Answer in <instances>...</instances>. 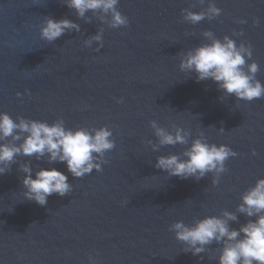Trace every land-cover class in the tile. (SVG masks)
I'll list each match as a JSON object with an SVG mask.
<instances>
[{
	"label": "water",
	"instance_id": "water-1",
	"mask_svg": "<svg viewBox=\"0 0 264 264\" xmlns=\"http://www.w3.org/2000/svg\"><path fill=\"white\" fill-rule=\"evenodd\" d=\"M213 2L220 14L192 24L181 10L206 11L208 0H119L128 24L112 28L108 15L79 18L62 0H0V111L14 120L62 118L67 128L107 126L115 141L101 170L81 178L63 162L34 156L17 157L0 175V264H218L220 245L185 252L169 225L223 210L237 215L231 228L255 219L236 206L264 177V97L237 99L178 63L181 53L207 42L203 33L210 30L251 45L264 85V0ZM46 17L72 20L79 31L47 42L39 32ZM98 31L103 46L85 45ZM149 120L186 129L189 142L203 134L237 155L225 161L216 185L211 173L199 180L169 176L154 167L156 156L180 154L187 145L153 150ZM23 163L33 177L40 168H56L71 191L51 194L43 206L23 198Z\"/></svg>",
	"mask_w": 264,
	"mask_h": 264
},
{
	"label": "clouds",
	"instance_id": "clouds-1",
	"mask_svg": "<svg viewBox=\"0 0 264 264\" xmlns=\"http://www.w3.org/2000/svg\"><path fill=\"white\" fill-rule=\"evenodd\" d=\"M62 2L79 18H84L88 12L99 11L110 17L109 26L112 28L128 24V18L117 8L119 0ZM181 12L184 20L196 24L205 18L214 19L221 9L213 0H208L206 11ZM239 23L245 21L240 20ZM71 30L79 31V25L67 18L46 17L39 32L43 40L54 42ZM203 35L207 42L180 54L179 69L188 74L194 73L197 81L211 79L223 93L237 99L252 101L264 97V85L255 75L259 66L251 60V45L244 42L238 44L228 35L216 38L210 30H205ZM93 41L98 43L97 50L103 46L100 31L86 40L85 45L90 46ZM16 95L20 96V93ZM149 125L157 140V144L151 145L153 150H157L158 145H187L180 154L156 156L154 167L169 176L199 180L211 173V183L216 185L220 174L227 171L225 161L237 155L225 144L207 142L203 134L192 137L189 142V131L179 126L169 130L155 120H149ZM112 136V130L103 125L67 128L62 118L51 123L20 116L14 120L8 113L0 111V175L10 170L17 157L34 156L37 160L45 158L49 164L63 162L73 177L81 178L93 169L100 171L101 165L107 163L105 153L115 146ZM252 151L255 154V150ZM20 171L24 173L21 178L23 198L41 206L47 203L51 194L64 196L72 189L67 176L54 167L40 168L34 177L28 163L20 164ZM236 210L255 219L247 220L238 228H231L229 221H237V215L223 210L220 215H205L191 224L176 220L169 225V230L185 245L184 251L193 255L204 253L206 246L213 242L220 245L216 257L218 264H264V177L257 178L240 194ZM89 260H92L91 256Z\"/></svg>",
	"mask_w": 264,
	"mask_h": 264
}]
</instances>
